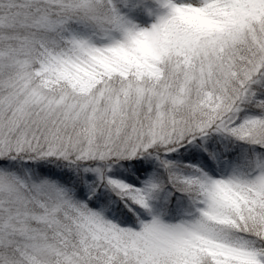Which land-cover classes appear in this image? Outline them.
<instances>
[{
  "label": "snow or ice",
  "instance_id": "6c2138e0",
  "mask_svg": "<svg viewBox=\"0 0 264 264\" xmlns=\"http://www.w3.org/2000/svg\"><path fill=\"white\" fill-rule=\"evenodd\" d=\"M0 264H264V0H0Z\"/></svg>",
  "mask_w": 264,
  "mask_h": 264
}]
</instances>
